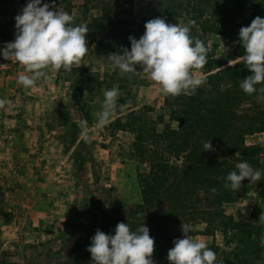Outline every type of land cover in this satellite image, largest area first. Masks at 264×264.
I'll list each match as a JSON object with an SVG mask.
<instances>
[{
	"label": "rangeland",
	"instance_id": "1",
	"mask_svg": "<svg viewBox=\"0 0 264 264\" xmlns=\"http://www.w3.org/2000/svg\"><path fill=\"white\" fill-rule=\"evenodd\" d=\"M102 1L107 0H43V3L52 5L50 10L68 12L74 18L73 26H78L88 24L99 14ZM120 1L132 12L135 39L143 35L145 23L157 17L165 18L169 24L181 25L180 19L167 15L169 0ZM27 2L0 0V48L14 40V17ZM205 40L207 53L219 61L215 67L237 62L233 40L212 34H207ZM88 47L86 56L71 67L88 73L107 71L110 75L116 71L107 58L95 55L90 44ZM2 63L9 67L0 66V101H3L0 104V264H92L87 248L96 230L114 234L118 223H128L133 231L140 224L146 226L154 238L152 260L154 264H161L157 249L163 236L159 231L164 233L162 226L166 221L160 212L167 210L169 203H177L183 210L187 207L201 210L200 198L206 194L196 189L193 193L192 186L183 182L182 172H192L193 163L201 161L203 156H221L211 155L218 148L213 146L210 154L200 155L202 146L194 153L179 155L170 161L177 169V178L170 185L177 192L171 202H162L158 211L147 212L138 169H144L148 160L164 161L168 155H151L150 146L145 155H137L132 148L131 133L108 127L115 119L114 113L100 126L98 121L105 99L102 89L85 95L78 103L84 106L80 110L70 102L66 73L45 69L46 77L38 80L35 87L25 88L18 83V76L25 74L24 66L0 57ZM137 71L141 72L124 74L122 90L113 86L118 91L117 98L126 96L122 111L126 113L143 105L158 110L165 95L139 66ZM192 75L203 79L204 71H192ZM88 83L92 85L91 79ZM81 120L87 121L88 140L80 136ZM171 126L175 129L177 123ZM161 130L158 126L157 131ZM245 143L260 149L262 177L242 191L236 203L223 207L226 215L253 228L264 221V133L245 137ZM164 145L158 143L154 151H160L158 148ZM252 219L258 221L252 222ZM205 227L204 224L192 226L190 235L208 247L215 240L221 251L212 250L222 259L236 247L237 241L248 239L241 232L235 240H229L234 231H229L226 238L220 231L206 236ZM251 240L259 242L258 247L264 249L262 232L254 233ZM226 241H230L229 245L223 248ZM241 257L244 264H264V251L260 258L252 259L247 253Z\"/></svg>",
	"mask_w": 264,
	"mask_h": 264
},
{
	"label": "trees",
	"instance_id": "2",
	"mask_svg": "<svg viewBox=\"0 0 264 264\" xmlns=\"http://www.w3.org/2000/svg\"><path fill=\"white\" fill-rule=\"evenodd\" d=\"M124 6L125 3L120 0L102 1L99 14L85 25L88 29L87 44L93 47L95 55L108 59L109 54L130 50L128 38L132 37V12ZM167 15L180 19L181 25L195 20L190 35L194 40H202L205 46L207 34L233 40L236 43L234 55L237 62L234 65L215 67L219 61L207 53L206 65L202 69L192 70H203L205 83L190 96H165L158 110L143 105L137 109L130 108L124 113L121 107L126 96L117 98L115 119L108 127L114 131L131 133L134 136L132 148L137 155H145L146 150L150 151L147 146L152 148L151 155H168L164 161L148 160L144 169H138L142 201L147 212L158 211L161 203L171 202V197L177 192L170 185L177 178V169L172 167L170 161L179 155L198 151L207 140H211L212 145L218 148L211 155L221 156H203L201 161L193 163L195 166L192 172H182L183 182L192 186L193 193L196 189V192L206 194L200 198L202 208L191 210L187 207L183 210L177 203H169L167 210L163 213L159 211L166 222L162 226L165 227L164 233L159 231L163 242L159 244L157 256L161 264H169L167 254L174 247L173 241L183 237L181 224L190 225L189 235L192 226L204 224L206 236H214V232L220 231L226 238L229 231H234L229 240H235L239 233H244L247 242L240 239L226 258L217 256L216 261V264H244L241 256L247 253L252 259L260 258L264 251L263 247H258L259 242L252 243L251 240V236L257 232H262L264 236V221L256 227H246L232 215H226L223 206L236 203L241 192L256 181H242L238 192L224 185L227 175L234 170L238 171L237 165L241 162L246 161L253 169L260 170L262 159L258 155L261 151L256 146L246 145L245 137L264 133V100H258V94L249 95L239 87L241 80L252 73L239 59L244 55V50L239 43L238 33L241 27L249 26L257 16L264 18V0H169ZM113 72L110 75L107 71L102 74L88 73L79 67L59 69V73L68 75L65 80L70 90V102L77 104L80 110L84 106L78 103L85 95L95 90H112L114 85L120 90L124 88L121 82L125 81V75H121L119 70ZM90 79L92 85L88 83ZM172 123H177L175 129ZM158 126L162 127L161 131H157ZM160 142L165 145L156 147L160 151H154ZM199 153L210 154L209 151ZM213 188L216 189L215 193L211 191ZM256 221L252 219V222ZM215 242L209 248L221 251ZM229 242L226 241L223 248Z\"/></svg>",
	"mask_w": 264,
	"mask_h": 264
},
{
	"label": "clouds",
	"instance_id": "3",
	"mask_svg": "<svg viewBox=\"0 0 264 264\" xmlns=\"http://www.w3.org/2000/svg\"><path fill=\"white\" fill-rule=\"evenodd\" d=\"M53 6L43 0H28L20 13L14 17L15 35L12 42L0 48V57L16 61L24 66L25 74L18 76V83L25 88L36 86V82L47 73L45 69H70L87 54V26H73L74 18L66 11L50 10ZM195 20L186 24H169L165 18L147 21L139 39L129 37L130 50L108 55L113 70L121 75L136 74L137 66L160 87L165 96L192 95L205 83L194 78L193 69H202L207 63V48L200 39L190 35ZM238 39L244 50L239 59L252 73L241 80L239 87L247 94H258L264 100V18L257 16L249 26L241 27ZM7 67V64H0ZM104 106L98 121L103 126L117 107L118 91L106 90ZM3 101H0L2 104ZM80 136L89 139L87 121L79 122ZM203 151H214L211 140L203 144ZM237 170L226 177L225 188L238 192L242 181H259L260 170L253 169L246 161L237 165ZM213 193L216 189H211ZM183 238L173 241L167 254L169 264H216L217 255L204 242L193 239L189 224H181ZM87 251L92 264H154V238L146 226L131 230L128 223H118L114 234H105L99 229L91 238Z\"/></svg>",
	"mask_w": 264,
	"mask_h": 264
},
{
	"label": "built area",
	"instance_id": "4",
	"mask_svg": "<svg viewBox=\"0 0 264 264\" xmlns=\"http://www.w3.org/2000/svg\"><path fill=\"white\" fill-rule=\"evenodd\" d=\"M2 64H7V63H2ZM1 67H2L3 69H6V68L9 67V66H8V64H7V67H3V66H1Z\"/></svg>",
	"mask_w": 264,
	"mask_h": 264
}]
</instances>
